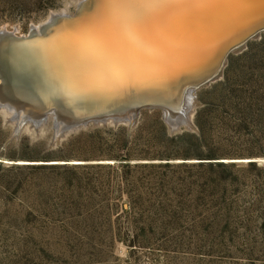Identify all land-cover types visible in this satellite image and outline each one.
Returning a JSON list of instances; mask_svg holds the SVG:
<instances>
[{
  "label": "rangeland",
  "instance_id": "374dc122",
  "mask_svg": "<svg viewBox=\"0 0 264 264\" xmlns=\"http://www.w3.org/2000/svg\"><path fill=\"white\" fill-rule=\"evenodd\" d=\"M79 2L0 0V28L28 33ZM194 95L196 129L178 147L190 158L125 168L107 156L122 152L114 145L126 133L132 145L159 147L162 120L175 135L161 109L141 110L130 131L128 121L75 128L61 142L69 160L50 161L18 155L23 142L51 150L54 121L25 128L3 149L14 124L0 109V264H264V197L244 167L264 164V32ZM197 119L202 143L192 136L201 134ZM211 152L223 158L195 156Z\"/></svg>",
  "mask_w": 264,
  "mask_h": 264
},
{
  "label": "bare ground",
  "instance_id": "6f19581e",
  "mask_svg": "<svg viewBox=\"0 0 264 264\" xmlns=\"http://www.w3.org/2000/svg\"><path fill=\"white\" fill-rule=\"evenodd\" d=\"M253 4L94 0L80 19L57 26L46 38L0 39V76L13 91L62 103L61 111L69 114L96 110L125 94H164L171 89L166 86L175 88L189 72L204 69L201 63L224 40L217 37L229 35L233 21L247 17ZM113 66L117 72L110 76L100 70ZM194 101L193 92L190 108Z\"/></svg>",
  "mask_w": 264,
  "mask_h": 264
},
{
  "label": "water",
  "instance_id": "95a60500",
  "mask_svg": "<svg viewBox=\"0 0 264 264\" xmlns=\"http://www.w3.org/2000/svg\"><path fill=\"white\" fill-rule=\"evenodd\" d=\"M94 0H81L72 13H51L48 20L37 28L32 26L28 33L18 35L15 30L0 28V39L7 37L12 40L27 41L30 39H43L59 25L76 22L85 13ZM259 0H254L252 12L242 20L233 21V29L229 35L221 33L217 38L222 43L204 61V69L197 73L189 72L188 75L167 93L159 95H122L118 101H111L96 110L79 114H69L61 111L62 103L57 101H33L28 95L13 91L5 84L6 80L0 76V109L6 111L5 122L14 124V128L3 144L6 149L8 144L19 139L25 128H33L38 132L41 124L49 119L54 121L53 135L48 144V149L58 147L66 135L73 129L90 124L100 125L112 122L118 124L128 121V130L136 125L138 114L143 109H161L162 118L170 134L181 133L184 130L196 129L192 119L194 109L190 108L188 98L197 89L209 84L221 76L229 56L242 50L247 43L259 37L264 32V7L257 8ZM226 38V39H225ZM100 69V68H99ZM5 71L0 62V72ZM104 75L114 74V66L100 69ZM190 115V111H192ZM68 162V161H62ZM49 163H59L58 161Z\"/></svg>",
  "mask_w": 264,
  "mask_h": 264
},
{
  "label": "trees",
  "instance_id": "16d2710c",
  "mask_svg": "<svg viewBox=\"0 0 264 264\" xmlns=\"http://www.w3.org/2000/svg\"><path fill=\"white\" fill-rule=\"evenodd\" d=\"M198 121V119H197ZM160 125H161V133H162V144L161 146H142L139 144H134L132 145L130 143V134L126 133L125 137L120 140L117 144L114 145L119 151H122L121 153L119 152H114L113 154H109L107 157L113 160H117L116 162L112 163L118 167L125 168L128 166H141V165H146V164H151V163H131L132 160L135 159H146V160H151V159H170V158H175V157H183V158H190L189 154H180L178 151V147H180V143L182 140H184L189 134L187 132H182V133H177L173 136L167 135V131L165 130L164 123L162 120H159ZM199 127L201 128V134H198V136L193 135L196 140L198 139L200 143L204 142L202 133V124L198 121L197 122ZM123 129V128H122ZM124 130V129H123ZM180 142V143H179ZM23 144V145H22ZM22 145V153L19 154V157L26 158L27 160H40V161H50V160H59V159H64V160H69V156L64 154V145L61 144L55 149H51L48 151H45L44 153H36L33 151V149H36L33 146H26L25 143L23 142ZM199 144V143H198ZM37 151V150H36ZM214 152L211 153H197L195 154L197 159H216V158H223L220 157L219 154H213ZM12 156V155H10ZM14 157V156H12ZM201 165H206L204 163H207L209 166H220L222 168H229L232 165L236 164H225L224 162H200ZM35 165V164H34ZM111 166L110 164H108ZM245 168H249L254 173H256L255 176L251 179L253 182L254 186H256L259 189V197L262 198L264 197V164L259 163V161L256 160H250L248 161L247 164L244 166ZM223 179H221V182ZM259 202V200H258ZM255 204H257L255 202Z\"/></svg>",
  "mask_w": 264,
  "mask_h": 264
}]
</instances>
